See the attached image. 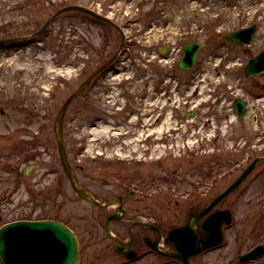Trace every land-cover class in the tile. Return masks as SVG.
Instances as JSON below:
<instances>
[{
	"label": "rangeland",
	"instance_id": "1",
	"mask_svg": "<svg viewBox=\"0 0 264 264\" xmlns=\"http://www.w3.org/2000/svg\"><path fill=\"white\" fill-rule=\"evenodd\" d=\"M73 5L110 19L126 39L113 72L97 86L105 93L95 88L88 98L78 96L64 117L68 161L83 187L100 196L129 189L158 194L166 222L175 224L193 206L224 194L264 156V89L255 87L264 84V75L247 77L244 71L264 49V0H0V38L34 35ZM251 25L257 32L250 45L224 39ZM190 41L206 46L185 72L178 62ZM120 45L114 27L74 11L19 52H0V227L55 218L81 234L91 230L96 207L75 195L65 175L56 117L69 94ZM167 46L171 51L161 54ZM238 98L247 104L242 118L235 114ZM17 128L24 131L7 135ZM40 128L41 136L35 134ZM38 138L51 155L39 149ZM31 164L36 170L22 176ZM263 167L264 159L213 208L230 210L233 223L223 246L197 263L239 264V255L264 243V173L256 174ZM47 169L51 176L40 181ZM92 240L86 237V243ZM246 264H264V257Z\"/></svg>",
	"mask_w": 264,
	"mask_h": 264
},
{
	"label": "water",
	"instance_id": "2",
	"mask_svg": "<svg viewBox=\"0 0 264 264\" xmlns=\"http://www.w3.org/2000/svg\"><path fill=\"white\" fill-rule=\"evenodd\" d=\"M66 11H79L89 14L100 21L110 24L121 35V45L117 51V54L89 76V78L80 86V88L68 98L56 117V137L60 159L72 188L86 201L102 205L90 194L80 189L74 180L73 170L68 161L66 147L64 144L63 124L66 112L73 100L82 94V92L87 88L94 78H96L116 60L125 43L123 30L110 19L103 17L92 10L81 6H69L57 12L52 18L49 19V21L46 23V26L35 35L12 39H0V43H19L28 41L42 33L51 22H53L60 14ZM255 31L256 26H252L249 29L234 32L226 36L225 40H229L237 43L240 46H243L246 43L252 41ZM203 47L204 44L198 42L188 44L184 48V57L180 61V68L184 70L192 69L197 61V55ZM245 72L247 76H256L260 73H264V51L250 61L248 66L245 68ZM261 87L264 86L261 85ZM235 109L239 117L242 118L245 114L246 107L241 99L236 100ZM191 115L192 114L189 116ZM257 162L258 160L255 161L245 171V173L226 190L224 194L216 198L206 210L192 219L187 226L180 228L177 231L174 230L170 232L168 238L170 241L174 242L179 254L169 255L177 256L183 262V264H190L189 257L197 256L206 250H212L216 247H219L223 243L222 225L224 222L226 224L231 223L232 218L230 212L221 211L212 214L205 222L204 232L202 234L203 238L200 240H198L197 235L194 233L196 221L208 213L223 197L231 193L252 171ZM109 205L110 202H107L106 206ZM205 234L206 237L204 238ZM262 254H264V245L253 249L251 252L243 256H240L239 260L241 262L248 261ZM0 258L3 264H79L80 252L75 234L66 225L56 221H21L10 223L0 228Z\"/></svg>",
	"mask_w": 264,
	"mask_h": 264
},
{
	"label": "flooded vegetation",
	"instance_id": "3",
	"mask_svg": "<svg viewBox=\"0 0 264 264\" xmlns=\"http://www.w3.org/2000/svg\"><path fill=\"white\" fill-rule=\"evenodd\" d=\"M187 38H190V36H187ZM38 44L39 47L37 48L45 50L44 48H41L40 43ZM171 49V46H167L161 53L167 54L171 51ZM10 50L13 49H2L0 51L2 54L6 53L9 55L11 52ZM20 50L21 49H18L16 51L19 52ZM66 65L73 66V64H70V62H67ZM85 69L86 65L82 61L81 66L77 70L79 77L84 76ZM111 73L108 74L107 72H104L101 74L79 98H88L95 88L97 93H105V91H101L105 88L103 89L102 87L97 86L99 83L104 82V80L101 79L108 78V75ZM161 89L163 88L158 89V92ZM71 94H69V96ZM69 96L67 98H69ZM48 108L46 107V109ZM130 112L126 116V119H128V117L131 115ZM132 113H134V111ZM48 117H50V112L46 110L44 118L48 120ZM46 123L47 122L43 120V125ZM41 124L42 122L40 125ZM18 128L12 129L7 133V135L9 137H13L16 134L24 131L18 130ZM42 129L43 128H40L35 134L41 136L42 131L40 130ZM39 140V138L38 141L35 140V142L39 145V149H42L45 155H51L48 153L49 146L47 144H43V142ZM34 155L35 154L33 152L30 157H33ZM31 165H33V167L30 169V172L32 170H36V164ZM16 171H18V168ZM51 171V169H47L45 172H43L40 177V181H44L43 179H48L51 176ZM21 174L22 176L25 175L24 169L22 170ZM76 181L82 189H86L88 193H90L102 204H105V202L109 200L112 201L110 206L105 207V205L101 206L86 202L83 198L79 197L75 193L79 199L96 207L95 212L90 218L91 230H87L81 234V230L78 231L77 229L74 230V228H71L78 239L80 247V264H183L177 256H174L179 254V252L176 248V245L169 240V232L172 229L180 228L188 224L192 218H195L198 214L203 212L211 203L210 202L207 205H202L199 207L193 206L188 213H183V215H180L178 221L175 222V224H170L168 221V223L166 222L165 218L163 204L164 199L163 197L158 198V194L155 195L149 192H140L139 190L138 192L136 189H129L130 192H114L100 196L97 193L89 191L87 188L83 187L77 178ZM132 185L137 186L136 184ZM209 189L210 188L202 193V195H207ZM60 194L65 196L63 191H61ZM210 213L211 211L204 217L199 218L196 223L197 225L194 228V233L197 235L198 240L203 238V226ZM45 219L50 220L55 218ZM55 220L59 221L58 219ZM62 223L69 225L66 222ZM82 227L83 226H81V229ZM88 236H94L95 240H92L89 244L86 243V237ZM205 237L206 234L204 235V238ZM211 252L213 251H204L197 256L189 257L190 264H202L197 263V258L206 257Z\"/></svg>",
	"mask_w": 264,
	"mask_h": 264
}]
</instances>
